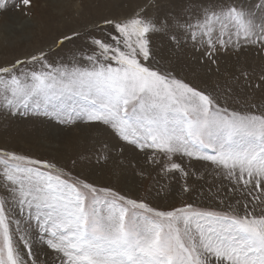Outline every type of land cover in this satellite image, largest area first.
I'll use <instances>...</instances> for the list:
<instances>
[{
    "label": "snow or ice",
    "instance_id": "snow-or-ice-1",
    "mask_svg": "<svg viewBox=\"0 0 264 264\" xmlns=\"http://www.w3.org/2000/svg\"><path fill=\"white\" fill-rule=\"evenodd\" d=\"M104 23L112 31L90 39L87 66L75 56L71 65L50 63L43 51L0 66V109L104 125L126 144L153 150L150 162L163 155L166 171L182 176L188 173L174 156L210 162L252 196V208L246 203L243 214L190 204L158 210L48 161L0 150V264H42L32 252V229L59 264H264V207L254 214L256 201L264 206V110L221 107L212 95L150 65L156 34L177 45L181 34L199 40L209 59L233 35L264 51V0L254 7L204 0L194 21L138 12ZM71 39L66 35L56 46Z\"/></svg>",
    "mask_w": 264,
    "mask_h": 264
},
{
    "label": "rangeland",
    "instance_id": "rangeland-1",
    "mask_svg": "<svg viewBox=\"0 0 264 264\" xmlns=\"http://www.w3.org/2000/svg\"><path fill=\"white\" fill-rule=\"evenodd\" d=\"M2 2L5 6L0 8V30L4 28L3 21L10 18L15 25L25 20L29 33L23 35L26 43L13 45L0 32V66H9L17 59L27 61L41 51L47 53V61L53 64L71 65L75 56L81 66H87L84 54H91L90 39L112 31L105 20H126L139 12L149 18L167 15L180 21H194L204 0H31L28 8L18 0ZM258 2L241 0L244 7H254ZM66 35L73 39L57 47V41ZM15 36L12 39L19 38ZM205 48L199 40L194 42L183 34L179 45L156 34L152 36L150 65L212 95L221 107L260 114L264 110V51L260 44L245 43L233 35L227 46H216L212 59ZM0 150L48 161L97 188H110L158 210L190 204L216 211H227L231 206L243 214L246 203L252 208V196L236 190L237 186L224 177L221 168L176 155L173 160L188 175L166 171L168 161L163 155L157 154L159 162L152 163L153 150L141 151L128 145L100 124H64L44 115L12 116L0 109ZM255 203L258 207L254 214L260 215L264 206ZM30 232L34 256L42 264H59L57 254L39 241L34 229ZM17 248L26 258L27 249L18 238Z\"/></svg>",
    "mask_w": 264,
    "mask_h": 264
},
{
    "label": "bare ground",
    "instance_id": "bare-ground-1",
    "mask_svg": "<svg viewBox=\"0 0 264 264\" xmlns=\"http://www.w3.org/2000/svg\"><path fill=\"white\" fill-rule=\"evenodd\" d=\"M48 4V3H47ZM43 8V7H42ZM47 8V7H46ZM49 9V8H48ZM42 11V10H41ZM40 11V12H41ZM6 21V22H5ZM5 21H3V24H4V28L3 29H1L0 30V32L3 34V36L2 37H5V39H7L8 41L9 40H12L10 43L11 44H13V45H15V44H17L18 42L19 43H21V44H24V43H26V41H27V39H26V37H24L23 35L25 34V35H27L28 33H29V28H28V25H27V23H26V21L25 20H20L19 22H18V24L17 25H15L14 23H12V21H11V19L10 18H7ZM41 27V26H40ZM2 34H0V35H2ZM17 36V35H19V38H15V39H12V37L13 36ZM22 35V36H21ZM15 36V37H16ZM6 47V46H5ZM7 48V47H6ZM13 48V47H12ZM9 49H11V48H9ZM58 151V150H57ZM110 152V151H109ZM62 156V155H61ZM65 157V156H64ZM61 158V157H60ZM198 168V167H197ZM103 172V171H102ZM223 177V176H222ZM225 177V176H224ZM99 178V177H98ZM213 178V177H212ZM226 178V177H225ZM224 178V179H225ZM93 179H94V177H93ZM102 179V178H101ZM131 179V178H130ZM222 180V179H221ZM116 181V180H115ZM128 182H129V180H127ZM127 181L125 182V183H127ZM93 182H95V181H93ZM97 182V181H96ZM119 183V182H118ZM124 183V184H125ZM115 184H117L116 182H115ZM120 184V186H121V183H119ZM123 184V183H122ZM123 184V185H124ZM133 184V183H132ZM119 186V187H120ZM134 186V185H133ZM122 187H124V186H122ZM132 190H134V189H132ZM240 192V191H239ZM156 193V192H155ZM159 195V194H158ZM234 195V194H233ZM231 197H234V196H231ZM235 197H236V195H235ZM232 199V198H231ZM158 200V199H157ZM154 203H155V201H154ZM156 204H158L159 205V203H156ZM157 207V206H156ZM37 247V246H36Z\"/></svg>",
    "mask_w": 264,
    "mask_h": 264
}]
</instances>
